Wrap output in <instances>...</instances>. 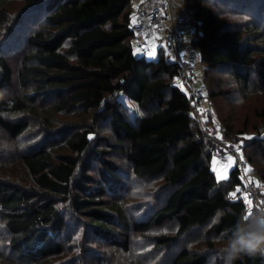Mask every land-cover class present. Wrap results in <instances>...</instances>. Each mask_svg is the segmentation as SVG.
Listing matches in <instances>:
<instances>
[{
	"label": "trees",
	"instance_id": "trees-1",
	"mask_svg": "<svg viewBox=\"0 0 264 264\" xmlns=\"http://www.w3.org/2000/svg\"><path fill=\"white\" fill-rule=\"evenodd\" d=\"M10 2L0 0V264H222L215 240L259 208L240 190L238 162L226 181L211 169L222 146L177 82L181 64L162 46L156 59L139 54L131 0H23L15 12ZM186 4L208 100L221 68L243 98L264 93V0ZM78 110L89 120L50 116ZM36 122L39 138L28 142ZM219 123L215 135L243 140L250 162L264 157V137ZM131 183L141 199L128 213ZM234 264H264V255Z\"/></svg>",
	"mask_w": 264,
	"mask_h": 264
},
{
	"label": "rangeland",
	"instance_id": "rangeland-1",
	"mask_svg": "<svg viewBox=\"0 0 264 264\" xmlns=\"http://www.w3.org/2000/svg\"><path fill=\"white\" fill-rule=\"evenodd\" d=\"M131 2L133 3L134 6L137 7V0H131ZM22 4H23V0H11L10 2L11 10L15 12L18 9V7L21 6ZM139 6L140 4H138V8ZM182 6L185 8V10H183L184 8L179 9L178 15H183L185 12H188L192 19L193 13L191 9L185 3H183ZM25 26L26 25H24V27ZM193 27L194 25L191 24L189 28L184 30V40L182 42V50H184L183 51L184 58L191 60L194 63L195 71L197 75L195 82H194L195 85L201 86L204 83L205 65L203 64L201 60V54H200L199 49L196 46H194L191 42L192 36H193V33H192ZM20 32L21 30H19V33ZM158 45L157 44H154L153 46L149 45L148 48L149 49L152 48L153 50H149V49H148L149 51L142 50V51H139L140 52L139 54H141V56H146L148 59H156L158 55ZM149 52H152L154 54L150 56L148 55ZM172 59H175V57H173ZM19 62L20 61L18 60L14 63V68H17L19 66L20 64ZM228 78L229 76L227 75V73L223 72L222 68L212 71L210 75L209 81H211L210 82V85L212 88L211 90L218 92L219 94L213 97L211 96L209 100L207 98L208 96L207 94L206 98L202 102V106H201L202 115H204L203 110L205 109L206 106L211 107L212 110L214 111L213 116H211L212 120L210 119L209 116L208 118L207 117L205 118L203 116L204 117L203 121L201 123L199 122L200 125L204 124L205 129L203 130L205 132L213 133V135L216 136V138H218L217 140H221L223 143H226V144H234L235 142L234 143L225 142L222 140L220 133H217V135H215L216 133L213 132L214 130L213 125L216 127H219L220 125L219 122L221 121L224 122V124H227L228 126H230L233 129V131L244 129L246 132H248L246 134L247 137H252L255 134H258L259 137H264V122H261V119L258 116L260 112L264 111V93L255 94L249 97V99L243 98L241 94L233 92L228 82ZM176 79L178 83L180 82L184 83V79L181 78V76L180 77L178 76ZM205 80L208 83V79L205 78ZM204 84L207 86L206 83ZM126 105L129 108L128 110L131 113L141 114L140 110L136 107V105L133 102L128 101ZM75 112L76 113H72L73 115L69 114V116L67 114L65 115L59 114V115L53 116V113H51L50 116L51 118L55 117L53 119L54 121L66 120L68 122H77L79 120H87V119L89 120L90 118V114L85 113V111L78 110ZM38 126L39 125H37V122L34 123V129H32L30 133L27 135L28 142L29 141L34 142L39 138ZM99 126H100L99 133L101 135L110 136L111 138H113L112 133L107 123H103V124L101 123ZM257 128L259 129V131ZM5 140L7 139L5 138ZM244 143L245 142L241 140L240 144H235V145H239V147H241L240 154H243L244 158L248 160V163H247L248 174L247 175L248 177H250L251 181L254 182L255 184L254 189L259 193L260 190L262 189L264 190V180L261 178V172L264 175V157L258 151V153H256V160H254L253 162L252 161L250 162L246 156V150L243 145ZM221 146L223 148L225 147L223 144H221ZM17 149L19 150V152L22 151L21 146L17 147ZM229 157L231 159H227L223 165H220L219 159L217 157H214L211 161V164H210L211 169L212 170L215 169L213 171L216 174L217 178L220 177L218 178L220 182L226 181L227 178L229 177L230 171L237 165L238 159L235 156V154L231 153ZM123 164H125V162H123ZM131 178L132 176L130 174L128 177H126L127 180H124V182H129V179ZM153 181L155 182V187L159 186L162 183V180L160 178L153 180ZM135 191L137 190L135 189L134 184L131 183L130 191H126L123 196V197L125 196L129 197V199L127 200L126 203L121 202V204L124 203L125 205L124 204L123 205L127 207L126 210L128 213H132L134 212V210L136 211L138 209V206H131V205L136 204V202H138L141 199L139 196V192H138L139 190L134 195H132V192H135ZM120 193L121 192L117 190L116 195L121 197L123 193L119 195ZM151 194H153V190L149 195L151 196ZM162 195L163 194L161 193L160 198H162ZM111 198H115L114 195H110V199ZM82 221L84 223L86 222L88 223L89 220L87 218H83ZM168 228L169 227H167L166 225L165 228H163L162 230L165 231V230H168ZM198 233L199 232L192 231L190 235H188L186 238H189L194 235H198ZM89 237L94 238L95 236L89 235ZM215 241L217 242L218 247H223L226 242L224 240H220V238ZM140 245H141V242H139L136 245V247ZM138 248L140 252L141 250H143L142 249L143 246L138 247ZM107 253L110 254L109 251H107ZM216 255H218V251ZM152 264H161V263H159L158 259L155 258V263L153 262Z\"/></svg>",
	"mask_w": 264,
	"mask_h": 264
},
{
	"label": "built area",
	"instance_id": "built-area-1",
	"mask_svg": "<svg viewBox=\"0 0 264 264\" xmlns=\"http://www.w3.org/2000/svg\"><path fill=\"white\" fill-rule=\"evenodd\" d=\"M139 1L138 18L132 24L135 32L134 43L136 48L139 51H146L149 49V45L153 46L160 42L159 47L162 46L166 56L168 58L175 57V60L182 66L185 88L191 95L196 117L201 123L204 118L201 112V106L208 94V88L204 83L201 86L195 85L194 82L197 75L194 63L184 58L182 50L184 30L193 24L188 12H185L183 15H178L179 9L183 8L182 4H186V0ZM201 126L205 129L204 124ZM218 142L225 146L217 152L219 163L223 165L227 160L226 157L234 153L238 159V165L243 177V184L240 186L241 192L245 195L247 201L253 202L259 209L264 207V195L259 194L254 189L255 184L247 175L248 160L244 158L243 154H240L241 147L235 144L223 143L221 140H218Z\"/></svg>",
	"mask_w": 264,
	"mask_h": 264
},
{
	"label": "clouds",
	"instance_id": "clouds-1",
	"mask_svg": "<svg viewBox=\"0 0 264 264\" xmlns=\"http://www.w3.org/2000/svg\"><path fill=\"white\" fill-rule=\"evenodd\" d=\"M225 245L218 250L222 264H234L241 254L264 255V207L254 214L245 213L222 234Z\"/></svg>",
	"mask_w": 264,
	"mask_h": 264
},
{
	"label": "crops",
	"instance_id": "crops-1",
	"mask_svg": "<svg viewBox=\"0 0 264 264\" xmlns=\"http://www.w3.org/2000/svg\"><path fill=\"white\" fill-rule=\"evenodd\" d=\"M155 0H153V2H154ZM158 1V0H157ZM138 4H140V1L139 0H137V7L136 6H134V8H135V21L137 20V18H138ZM184 8V7H183ZM183 10H185V8L183 9ZM184 40V39H183ZM159 44V45H158ZM157 45H158V48H159V46H160V42L158 43ZM149 50H153L152 48H150ZM148 50V51H149ZM184 51V50H183Z\"/></svg>",
	"mask_w": 264,
	"mask_h": 264
},
{
	"label": "snow or ice",
	"instance_id": "snow-or-ice-1",
	"mask_svg": "<svg viewBox=\"0 0 264 264\" xmlns=\"http://www.w3.org/2000/svg\"><path fill=\"white\" fill-rule=\"evenodd\" d=\"M138 51H139V50H138ZM153 54H154V53H152V52H149V53H148V55H150V56L153 55ZM226 159H231V158H230V157H226ZM213 170H215V169H213ZM218 178H220V177H218ZM237 191H239V189H237ZM230 195H231L232 197H235V196H236V192H233V193H231Z\"/></svg>",
	"mask_w": 264,
	"mask_h": 264
}]
</instances>
